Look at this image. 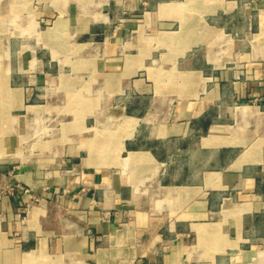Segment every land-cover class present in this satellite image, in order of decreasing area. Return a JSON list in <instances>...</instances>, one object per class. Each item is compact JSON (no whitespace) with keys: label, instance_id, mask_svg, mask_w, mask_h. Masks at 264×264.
Listing matches in <instances>:
<instances>
[{"label":"crops","instance_id":"0c3cea01","mask_svg":"<svg viewBox=\"0 0 264 264\" xmlns=\"http://www.w3.org/2000/svg\"><path fill=\"white\" fill-rule=\"evenodd\" d=\"M260 98L264 0H0V264H264Z\"/></svg>","mask_w":264,"mask_h":264},{"label":"built area","instance_id":"2783aa9c","mask_svg":"<svg viewBox=\"0 0 264 264\" xmlns=\"http://www.w3.org/2000/svg\"><path fill=\"white\" fill-rule=\"evenodd\" d=\"M258 102H262V103H264V99H259L258 100ZM12 188V189H11ZM11 188H9L10 190H19V191H21L22 193H24V194H28L29 193V189L27 188V187H22V186H20V185H16L15 187H11Z\"/></svg>","mask_w":264,"mask_h":264},{"label":"rangeland","instance_id":"374dc122","mask_svg":"<svg viewBox=\"0 0 264 264\" xmlns=\"http://www.w3.org/2000/svg\"><path fill=\"white\" fill-rule=\"evenodd\" d=\"M161 152L165 155H168L169 154V146L168 145H165L161 148Z\"/></svg>","mask_w":264,"mask_h":264}]
</instances>
